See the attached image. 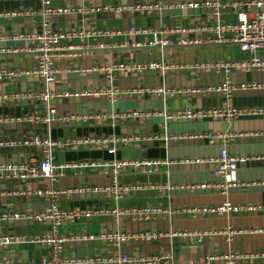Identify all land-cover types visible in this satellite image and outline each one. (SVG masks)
I'll return each mask as SVG.
<instances>
[{"label":"crops","instance_id":"obj_1","mask_svg":"<svg viewBox=\"0 0 264 264\" xmlns=\"http://www.w3.org/2000/svg\"><path fill=\"white\" fill-rule=\"evenodd\" d=\"M180 1L193 0H49L44 5L36 0H0V69L19 72L0 81V94L9 97L0 102V140L43 137L49 133L54 140L68 142L57 149L55 156L56 163L64 165L62 176L52 181L0 178V212L40 211L49 203L45 191L50 189L57 193L58 207L66 212L109 211L61 222L57 232L65 239V257H76L83 264H99L101 258L121 253L151 260L132 264H264V163L252 159L238 163L237 183L226 193L213 186L190 188L192 184L221 178L213 176L210 162H176L215 158L220 143H210L207 138L168 143L163 140L165 133L230 132L235 135L226 144L231 155L264 154V117L165 116L185 109H218L224 113L228 107H264V88L235 90L227 104L220 92L204 91L220 84L225 73L199 63L250 56L235 43L208 41L215 38L212 27L217 19L220 23L237 22L236 13L225 5L231 0H211L216 5L200 9L176 5L166 8ZM140 3L157 4L158 8L150 13L123 11L119 15L111 9ZM48 6L72 9L52 16L51 29H85L95 34L59 41L64 49L58 52L53 65L54 80L47 84L55 95L51 102L56 112L46 124L41 121L44 103L32 97L45 89L41 80L28 73L36 60L28 50L32 43L18 36L39 32L40 11ZM133 26L147 32L133 33ZM155 38L166 44L154 43ZM182 39L200 42L180 44ZM152 62L162 63L164 68H134ZM110 65L118 66V70L109 80L104 68ZM231 79L236 84H264V72L235 68ZM156 88L161 92H152ZM195 88L199 91L187 92ZM167 90L178 92L171 94ZM63 92L77 96H56ZM111 147L115 148L113 153L109 152ZM38 155L35 148L0 147V162H27ZM142 159L160 163L148 171L122 167L117 183L129 187V191L114 198L106 190L113 185L111 163ZM225 201L242 210L201 212L203 207H215ZM146 206L155 208V213L139 218L138 213ZM229 226L235 231L231 240L226 235ZM48 230V223L0 220V236L16 234L25 238L20 243L0 244V264L38 263L46 254V247L28 239ZM115 232L157 237L129 239L119 248L98 237ZM173 232L178 235L172 236ZM196 233L201 234V241H197ZM88 235L96 238L89 240ZM226 254H233V260H208L209 256Z\"/></svg>","mask_w":264,"mask_h":264},{"label":"built area","instance_id":"obj_2","mask_svg":"<svg viewBox=\"0 0 264 264\" xmlns=\"http://www.w3.org/2000/svg\"><path fill=\"white\" fill-rule=\"evenodd\" d=\"M41 4L48 3L49 0H36ZM215 4L211 0H193V1H180L175 4L167 5L166 8L170 9L173 5H176L179 8H193L200 9L205 8L207 6ZM216 5V4H215ZM218 5V8L221 6ZM230 9H232L237 15L236 23H220L218 19L217 22L212 27L215 38L209 39L208 41H216L222 43H235L242 50L247 51L250 56L246 59L242 60H216V61H205L199 63L200 66L213 67L217 71H223L225 73L224 80L216 85L209 86L204 89L206 92H220L223 97L225 103H230L232 98V92L235 90H247V89H258L264 88V84H259L257 82H242L236 84L231 79V72L235 68L243 69L244 71H258L264 72V0H231V2L225 4ZM157 4L151 3H140L135 5H126L111 8L113 12L117 15L122 13L123 11L129 12H139L143 11L145 13H150L152 10L157 9ZM222 8V7H221ZM220 8V9H221ZM106 9V7H105ZM72 9L69 8H61V7H45L40 11L41 16V24L42 29L34 33L32 35H19L18 37L29 40L32 43V47L28 48L29 51L35 54V64L28 73L32 74L35 78L41 80L45 84V89L42 92L34 93L32 97H35L41 100L44 103L45 113L41 118V121L48 124L55 114L56 110L52 104V99L55 96L50 90L47 88V84L50 81L54 80V62L58 58V52L63 50L64 48L60 46L59 41L66 37H79L82 38L84 36H89L91 34H95V32H89L85 29H76L71 31H56L51 29L50 27V18L54 15L58 14H66L71 12ZM130 31L133 33H146V29H138L136 27H131ZM183 31V30H182ZM228 34L230 36H228ZM197 43L199 40L186 41L184 39L180 40V44L187 43ZM154 43L166 44V41H158L155 38ZM261 52L262 54H259ZM146 66L155 67V68H164L162 63L152 62L149 64H137L135 65V69L142 70ZM118 70V66L110 65L104 68L107 79H111L113 77L114 71ZM19 72L14 69L4 70L0 69V81L5 80L7 78L14 77ZM27 73V72H26ZM263 86V87H261ZM199 89H188L187 92H198ZM152 92L160 93V89L156 88L152 90ZM164 92H166L164 90ZM167 92L173 94V90H167ZM69 95L77 96V94H70L68 92H63L61 94H57L56 96L66 97ZM9 97L6 94H0V102L5 101ZM134 114H137L134 112ZM206 115H212L215 117L226 115V116H261L264 117V107L261 106H253L245 109H239L235 107H228L226 111H221L218 109H185L183 111H177L173 114H166L167 118H186V119H195L204 117ZM1 120V119H0ZM240 136L242 134H239ZM235 135L230 132L224 133H216L215 135H209L205 133H174L168 134L165 133L163 136V140L165 143L169 141H179L182 139H204L207 138L210 143H220L221 149L219 150L218 155L212 159H182L178 160L176 163L178 164H199L203 162H210L213 165V176L220 177L221 180L213 181L212 183L201 182L197 185H190V188L198 187V188H206L209 186H213L215 188L220 189L222 193H226L227 189L236 185V170L238 167V163L247 162L249 159L259 160L264 163V154L262 155H254L251 157L244 155H231L227 148L226 144L233 139ZM76 143L78 140L75 141ZM68 142L61 140H54L50 137L49 133H47L43 137L32 136L25 137L19 140L11 139V140H0V147L5 148H15V147H23V148H35L39 150V155L27 162H19V163H11V162H0V178H16V179H36V178H47L52 181L56 177L62 176V168L64 165L57 164L55 161L56 151L58 148L67 145ZM115 151L114 147L109 148V152L113 153ZM160 163V161L152 160V159H142V160H114L111 163V172L113 174V185L106 190H108L111 195L119 199L122 195L129 191V187L120 186L117 183L116 176L119 174V170L124 166H133L139 167L143 171H148L149 167H153L154 165ZM109 165V164H108ZM90 166H94L93 163H90ZM49 197V203L47 207L40 211L35 212H26V211H1L0 212V220L3 222L8 221H30L37 222L41 224L48 223L49 230L44 233H38L32 236V238L28 239L29 241L42 245L46 247V254L38 263H27V264H83L82 261L76 257H65L62 255L63 243L65 239L61 237L57 228L61 224V222L65 219H79L81 217H92L101 214H107L109 211L105 209H85L82 211H69L66 212L61 210L58 207L56 192L52 189L45 191ZM26 194L27 192H21ZM37 194H41V191H37ZM264 209V205L261 207ZM249 210L255 209V207H248ZM242 210V208L238 205H232L228 201L223 202L221 205L215 207H203L201 209L202 213H230V212H238ZM156 209L146 206L141 209L138 213L139 218H146L152 213H155ZM112 212H116V210H112ZM117 212L116 214H118ZM235 233L232 227H227L226 235L227 240H231L232 235ZM172 236H177L178 233H171ZM101 239L105 241H109L112 245L119 248L121 244L125 243L129 239H144L148 240L149 238L157 237L156 234L148 235L146 233H107L99 235ZM195 237L197 241H201V234L196 233ZM89 240L96 238L95 235H88L86 237ZM25 241L24 236L22 235H4L0 236V244L1 245H9L12 243H20ZM223 258L225 260L231 261L233 260V254H226L222 256H209L208 260H217ZM151 260L145 257H133L126 253H121L113 258H101L99 260V264H132V263H148ZM207 263V262H206ZM9 264H22L18 262H13ZM195 264V263H188Z\"/></svg>","mask_w":264,"mask_h":264}]
</instances>
